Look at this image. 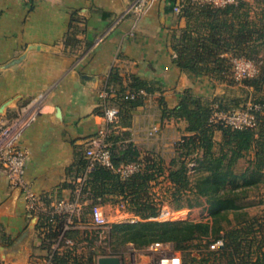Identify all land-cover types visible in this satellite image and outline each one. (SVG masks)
<instances>
[{
    "label": "crops",
    "instance_id": "obj_1",
    "mask_svg": "<svg viewBox=\"0 0 264 264\" xmlns=\"http://www.w3.org/2000/svg\"><path fill=\"white\" fill-rule=\"evenodd\" d=\"M133 2L0 0V115L11 119L36 101L37 113L19 145L29 151L26 178L45 207L31 214L20 189L0 169V264H46L58 241H45L46 208L76 196L82 172L76 168L77 154L104 123L99 93L110 86L112 73L123 85L136 76L154 87L121 128L142 154L164 159L178 153L176 143L189 133L184 120L162 117V101L172 109L186 91L204 99L224 93L222 83L206 75L192 77L175 62L174 36L186 25L175 11L181 1L159 0L140 18L128 12ZM153 122H159L160 131L149 139L146 129ZM111 197L115 209L109 221H122L130 211L120 209V197ZM83 201L88 217L92 200ZM72 243L65 235L56 252L64 254Z\"/></svg>",
    "mask_w": 264,
    "mask_h": 264
},
{
    "label": "trees",
    "instance_id": "obj_2",
    "mask_svg": "<svg viewBox=\"0 0 264 264\" xmlns=\"http://www.w3.org/2000/svg\"><path fill=\"white\" fill-rule=\"evenodd\" d=\"M180 7L187 23L174 36L176 64L192 77L206 75L223 83L232 75L231 57L254 59L259 72L244 81L264 94V58L255 57L264 46V10L253 16L247 0H237L223 7L198 0H181ZM109 84L116 92L111 103L120 108V120L110 136L114 162L117 165L144 164L141 171L127 179H121L104 166H97L86 182L84 192L88 193L92 203H105L113 199L111 196H118L119 202H125L128 210L141 218L111 224L109 237L115 249L121 245L143 249L156 242L171 243L187 251L189 256L192 243L199 240L206 241L208 254L214 255L215 260H225L226 264H264V252H259L264 248V217L251 216L244 210V201L251 192L264 185V96L254 100L261 106L256 112V127L246 129H233L210 121L215 104L220 110L237 107L224 95L204 99L186 91L172 109L162 101V117L184 120L189 133L176 143L178 153L166 166L163 157L151 152L142 154L128 138L129 132L121 128L128 125L132 110L143 105L154 91L152 84L133 76L127 85H123L116 73H112ZM140 89L146 90L147 95L127 98L128 92ZM216 132L222 134L220 141L215 140ZM250 154L247 165L238 170L239 161ZM190 160L194 166L190 165ZM86 166L84 150L79 151L76 168L83 171ZM165 172L171 183L170 206L194 208L204 200L210 211L208 220L153 219L159 211L146 194ZM44 225L49 230L45 241L50 245L60 236L64 220L57 216L55 223L44 222ZM76 233L77 230H69L66 236L71 238ZM219 239L223 240V245L211 249L210 245ZM70 254L68 251L64 254L55 252L53 264L81 263L72 261ZM192 260L197 258L192 257ZM184 264H187L186 260Z\"/></svg>",
    "mask_w": 264,
    "mask_h": 264
},
{
    "label": "built area",
    "instance_id": "obj_3",
    "mask_svg": "<svg viewBox=\"0 0 264 264\" xmlns=\"http://www.w3.org/2000/svg\"><path fill=\"white\" fill-rule=\"evenodd\" d=\"M159 0H134L128 9V12L133 13L140 18L144 13ZM181 1V0H179ZM218 7L226 6L230 3H236L237 0H205ZM175 11L180 12V4L175 6ZM103 37H99L96 43H100ZM232 75L237 80H243L254 77L258 74V65L251 59L244 56L231 57ZM146 96L147 92L140 89L136 92H128L127 98H135L136 96ZM116 96V92L112 86H104L100 91L99 97L103 102V119L104 123L92 135L84 148V156L87 160L86 168L77 178L78 184L76 188V196L71 200H59L50 208H46L48 222L55 223L57 216H63L65 219L63 229L58 237L57 244L49 253L46 264H53V256L57 246L63 242L66 233L72 229H95L98 237L108 233L109 221L104 215L102 205L100 203L90 204L89 216H84V199L88 197V193L84 192L86 182L88 181L91 172L97 166H104L120 176L121 179H127L133 174L141 171L144 167L142 162H128L116 164L113 159L112 146L110 136L116 123L120 120V108L111 103V98ZM210 121L219 123L233 129L254 128L257 125V115L261 109L260 104L250 103L247 106L233 108L229 110H220L215 104ZM37 113L36 101L29 102L24 105L17 116L7 119L0 115V169L4 171L10 183L19 188L23 198L25 199L27 210L31 214H41L45 211L42 204V197L38 194L28 182L26 178L27 161L29 151L19 145V139L23 131L30 125L34 116ZM160 131L159 122H153L146 129V137L151 139ZM194 166V163L190 164ZM118 206L122 209L126 208V203L121 201ZM170 212L163 210L160 215L155 217L159 221H169L167 216ZM154 218V219H155ZM167 243L156 242L151 245L155 251L165 248ZM223 245V240L219 239L210 245V248L215 250ZM104 256H117L121 259V264H124V257L114 253H108ZM103 257V256H102ZM127 264H138L135 260ZM159 264H181L180 255L169 250L166 255L159 258Z\"/></svg>",
    "mask_w": 264,
    "mask_h": 264
},
{
    "label": "rangeland",
    "instance_id": "obj_4",
    "mask_svg": "<svg viewBox=\"0 0 264 264\" xmlns=\"http://www.w3.org/2000/svg\"><path fill=\"white\" fill-rule=\"evenodd\" d=\"M198 1L206 2L205 0ZM247 1L249 2V9L251 10L250 13L253 16H258V13L264 10V0ZM255 57L258 59L264 58V46L260 48L259 53ZM244 80L245 79L237 80L233 77V75H230L227 80L222 83L223 87L221 88L224 89V93H218L217 96L224 95L231 104L236 103L235 105H237V107L234 108L247 106L250 103H254V100L264 96L263 92L256 91L254 88L247 86ZM221 135V132H216L215 140L220 141L222 138ZM251 156L252 155L250 154L246 158L239 161L237 165L238 170L243 169L247 165V159ZM172 158L173 157L171 155L166 157V166H168ZM190 161V163H194L192 160ZM192 172L193 171H190V174H192ZM167 174L168 172H165L164 176L160 177L156 184L153 183L152 187L146 194L147 197L150 198L151 202L158 208V215H160V213L165 209L170 212L167 216V220H208L210 218V211L208 204L204 200L202 201L201 205L194 208L184 207L181 209H175L173 207L174 204L173 206H170L169 189L171 187V183L167 177ZM114 201V199H108V201H106L102 206L104 215L108 221L109 216L112 215L115 209L112 205ZM244 204V210L248 211L251 216L258 215L260 217H264V185H260L259 188L254 189L251 192V196L244 201ZM124 209L128 210V207ZM131 213L133 212L130 211V215L119 222H133L141 219L139 216ZM155 220L158 219L155 218ZM112 223H115V221H109L108 233L103 234L101 237H98V233L96 232L97 230L95 229H89L92 230V233H90L89 236L82 233L73 234L71 238L74 243L68 245L71 247L70 249L66 250L71 252L70 255L73 257L72 261L75 260L76 262H81L80 264H98V259L100 257L108 253H114L124 257V264L130 263L133 260H135L138 264H159V258H161L162 255H166L169 250H171L177 252L180 255L181 264H184V260L187 261V264H226L225 260H215L214 255L208 254V249L205 246L206 241L199 240L192 243V246L190 247L192 253L189 256L186 254L187 251L178 249L174 246V244L171 243H167L165 248L157 251L153 250L151 246L138 249L133 245H121L115 249V244H111V239L109 237ZM88 245L90 246L87 247ZM259 252L262 254L264 252V248H261ZM192 257H196L197 260L191 261ZM206 259L209 261H206Z\"/></svg>",
    "mask_w": 264,
    "mask_h": 264
},
{
    "label": "water",
    "instance_id": "obj_5",
    "mask_svg": "<svg viewBox=\"0 0 264 264\" xmlns=\"http://www.w3.org/2000/svg\"><path fill=\"white\" fill-rule=\"evenodd\" d=\"M98 264H121V259L117 256H103L98 259Z\"/></svg>",
    "mask_w": 264,
    "mask_h": 264
}]
</instances>
